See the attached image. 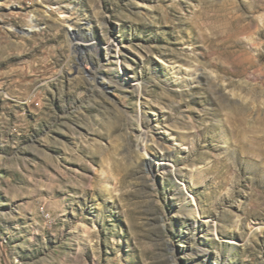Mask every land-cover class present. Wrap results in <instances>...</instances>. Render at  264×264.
<instances>
[{
  "label": "rangeland",
  "instance_id": "374dc122",
  "mask_svg": "<svg viewBox=\"0 0 264 264\" xmlns=\"http://www.w3.org/2000/svg\"><path fill=\"white\" fill-rule=\"evenodd\" d=\"M263 117L264 0H0V264H264Z\"/></svg>",
  "mask_w": 264,
  "mask_h": 264
},
{
  "label": "bare ground",
  "instance_id": "6f19581e",
  "mask_svg": "<svg viewBox=\"0 0 264 264\" xmlns=\"http://www.w3.org/2000/svg\"><path fill=\"white\" fill-rule=\"evenodd\" d=\"M32 22H33V20H32ZM34 27H32L31 26V30L30 31H32V29H33ZM78 41H79V39H78ZM113 45V44H112ZM110 46H111V44H110ZM94 47H96V46H94ZM117 51V50H116ZM113 52V51H112ZM118 54V53H117ZM118 60V59H117ZM113 61V60H112ZM111 61V62H112ZM139 84V83H138ZM138 88V92H140L139 90L141 89L140 87H137ZM143 90V89H142ZM142 92V91H141ZM264 118V117H263ZM141 121V120H140ZM233 122H237V123H240V122H242V120L240 119V113L238 112V113H236L235 114V118H234V121ZM262 124L261 125H263L264 126V120L261 122ZM242 125H245V123L243 122L242 123ZM229 131H230V133L231 134H238V133H236V128H235V126H234V124L233 125H231L230 126V129H228ZM229 137V136H228ZM147 139H148V137L145 135L144 137H143V140H142V144H141V147L143 148L145 145H146V143H147ZM146 148V147H145ZM163 164V163H162ZM166 167H167V165H165ZM170 173H172V174H175V170L171 167V169H170ZM190 211L191 210H193L192 208L191 209H189ZM195 211V210H194ZM195 214V213H194Z\"/></svg>",
  "mask_w": 264,
  "mask_h": 264
}]
</instances>
